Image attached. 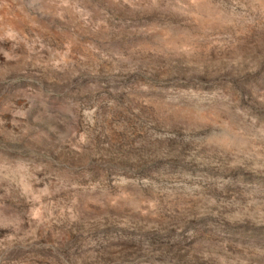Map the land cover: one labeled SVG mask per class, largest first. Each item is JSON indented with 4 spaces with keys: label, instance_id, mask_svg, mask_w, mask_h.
I'll return each mask as SVG.
<instances>
[{
    "label": "rangeland",
    "instance_id": "1",
    "mask_svg": "<svg viewBox=\"0 0 264 264\" xmlns=\"http://www.w3.org/2000/svg\"><path fill=\"white\" fill-rule=\"evenodd\" d=\"M0 264H264V0H0Z\"/></svg>",
    "mask_w": 264,
    "mask_h": 264
},
{
    "label": "trees",
    "instance_id": "2",
    "mask_svg": "<svg viewBox=\"0 0 264 264\" xmlns=\"http://www.w3.org/2000/svg\"><path fill=\"white\" fill-rule=\"evenodd\" d=\"M142 165H140V167H143V163H141ZM138 170H140V168H138ZM70 243V239H64L62 240L59 245L56 247L57 250H59L60 252H57V255H63L64 251L67 249V247L69 246Z\"/></svg>",
    "mask_w": 264,
    "mask_h": 264
},
{
    "label": "water",
    "instance_id": "3",
    "mask_svg": "<svg viewBox=\"0 0 264 264\" xmlns=\"http://www.w3.org/2000/svg\"><path fill=\"white\" fill-rule=\"evenodd\" d=\"M77 110H75V112H76ZM77 113V112H76ZM80 117V116H79Z\"/></svg>",
    "mask_w": 264,
    "mask_h": 264
}]
</instances>
